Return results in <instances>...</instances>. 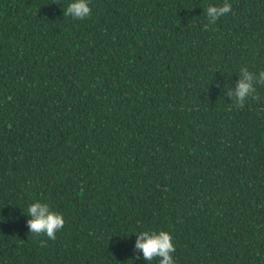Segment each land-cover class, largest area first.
<instances>
[{
	"label": "trees",
	"instance_id": "trees-1",
	"mask_svg": "<svg viewBox=\"0 0 264 264\" xmlns=\"http://www.w3.org/2000/svg\"><path fill=\"white\" fill-rule=\"evenodd\" d=\"M67 2L0 0V264H147L153 229L176 264H264V84L227 94L264 69V0L207 28L222 0ZM37 199L54 240L28 230Z\"/></svg>",
	"mask_w": 264,
	"mask_h": 264
},
{
	"label": "clouds",
	"instance_id": "clouds-1",
	"mask_svg": "<svg viewBox=\"0 0 264 264\" xmlns=\"http://www.w3.org/2000/svg\"><path fill=\"white\" fill-rule=\"evenodd\" d=\"M63 8V15L73 19H85L91 15L90 0H68L67 7ZM231 0H222L220 3H210L203 12L207 21L205 28L215 25L216 21L231 11ZM239 79L234 86L228 87V96L233 99L236 107H243L246 101L256 97L257 85L264 84V69L259 71L241 67L238 71ZM23 211V210H22ZM26 224L30 233L43 234L50 239L56 238V233L65 224L64 214L55 210L48 202L39 199L29 202L26 212ZM136 234L134 248L139 250L142 258L149 264L154 258H159L157 264H176L173 253L175 244L172 233L165 230H142ZM118 243V242H117Z\"/></svg>",
	"mask_w": 264,
	"mask_h": 264
}]
</instances>
